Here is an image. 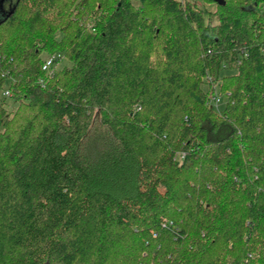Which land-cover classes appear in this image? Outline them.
<instances>
[{
    "label": "trees",
    "instance_id": "16d2710c",
    "mask_svg": "<svg viewBox=\"0 0 264 264\" xmlns=\"http://www.w3.org/2000/svg\"><path fill=\"white\" fill-rule=\"evenodd\" d=\"M204 1L0 3V264H264V0Z\"/></svg>",
    "mask_w": 264,
    "mask_h": 264
},
{
    "label": "rangeland",
    "instance_id": "374dc122",
    "mask_svg": "<svg viewBox=\"0 0 264 264\" xmlns=\"http://www.w3.org/2000/svg\"><path fill=\"white\" fill-rule=\"evenodd\" d=\"M195 2L199 6L204 7V9L209 10L210 11L209 15L211 17V20L212 21H216V19H217V16H216L217 6H216V4L209 3L208 1H204V0H195ZM48 56H49L48 53H46V52L43 53V57L44 58H47ZM69 64H70V62L66 58L63 57L58 62L57 68L61 69L65 65H69ZM213 89H214V91H212L213 94L214 95L218 94V91H216L215 88H213ZM1 96H3L2 93H1ZM219 97H220V100H219L218 106H214L218 110L222 109L224 107V105L226 103V100H227V98H226V96L224 94H220ZM6 103H7V106H8L10 111L14 110V108L17 105V103L12 99V96L7 97Z\"/></svg>",
    "mask_w": 264,
    "mask_h": 264
},
{
    "label": "built area",
    "instance_id": "2783aa9c",
    "mask_svg": "<svg viewBox=\"0 0 264 264\" xmlns=\"http://www.w3.org/2000/svg\"><path fill=\"white\" fill-rule=\"evenodd\" d=\"M63 58V55L60 53H54L50 54L47 58H45L43 65H42V70L45 72L46 76L52 75L56 69L58 62ZM45 80L40 79V83L44 84ZM4 94L6 96H11V90L10 89H5ZM220 97L218 94L212 95L211 96V103L213 106H218Z\"/></svg>",
    "mask_w": 264,
    "mask_h": 264
},
{
    "label": "water",
    "instance_id": "95a60500",
    "mask_svg": "<svg viewBox=\"0 0 264 264\" xmlns=\"http://www.w3.org/2000/svg\"><path fill=\"white\" fill-rule=\"evenodd\" d=\"M4 0H0V3H2ZM215 2H217V4L219 5H224L225 4V0H214Z\"/></svg>",
    "mask_w": 264,
    "mask_h": 264
}]
</instances>
